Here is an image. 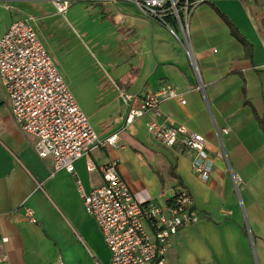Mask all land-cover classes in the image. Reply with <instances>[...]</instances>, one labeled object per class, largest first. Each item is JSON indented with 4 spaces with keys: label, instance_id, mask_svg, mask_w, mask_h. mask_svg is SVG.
<instances>
[{
    "label": "crops",
    "instance_id": "0c3cea01",
    "mask_svg": "<svg viewBox=\"0 0 264 264\" xmlns=\"http://www.w3.org/2000/svg\"><path fill=\"white\" fill-rule=\"evenodd\" d=\"M53 1L0 0V38L13 21L31 18L98 138L116 135L117 142L74 162L72 175L55 172L12 121L0 84V255L10 264H110L76 182L89 192L102 184L98 167L115 162L137 202L162 207L183 186L200 214L171 237L163 264H264L263 0L199 4L188 22L191 60L133 2L66 0L62 16ZM168 86L185 103L162 100L157 121L204 138L206 179L192 171L194 153L166 149L146 132L149 115L125 126L143 94Z\"/></svg>",
    "mask_w": 264,
    "mask_h": 264
},
{
    "label": "built area",
    "instance_id": "2783aa9c",
    "mask_svg": "<svg viewBox=\"0 0 264 264\" xmlns=\"http://www.w3.org/2000/svg\"><path fill=\"white\" fill-rule=\"evenodd\" d=\"M122 1L137 4L144 15L167 27L191 60L189 19L199 4L213 0ZM52 3L56 14L62 16L69 7L66 0ZM0 84L7 96L12 121L23 134L34 138L36 155L50 159L53 171L72 175L74 162L98 147L116 144V135L104 140L98 138L39 41L31 18L13 21L0 38ZM120 97L127 103L134 99L122 93ZM165 99L185 103L169 86L145 93L139 98L138 106L128 110L125 126L149 115L146 132L166 149L180 145L194 153L193 173L202 179L208 178L211 166L204 160V138L182 125L157 121L160 103ZM220 133L226 135L228 131L224 129ZM98 171L102 180L100 186L85 192L77 181L76 187L84 212L101 233L110 264H163L171 237L200 220L187 189L177 186L162 207L150 202L139 203L119 176L115 162L101 164ZM24 212L28 222L36 224L33 212L30 209ZM1 241L5 242V238ZM0 264H10L6 255H0Z\"/></svg>",
    "mask_w": 264,
    "mask_h": 264
},
{
    "label": "trees",
    "instance_id": "16d2710c",
    "mask_svg": "<svg viewBox=\"0 0 264 264\" xmlns=\"http://www.w3.org/2000/svg\"><path fill=\"white\" fill-rule=\"evenodd\" d=\"M171 173V176L178 179L179 180V177L174 173V172H170Z\"/></svg>",
    "mask_w": 264,
    "mask_h": 264
}]
</instances>
